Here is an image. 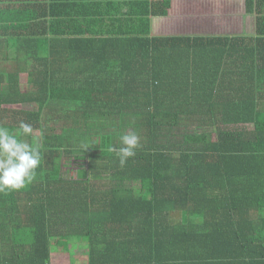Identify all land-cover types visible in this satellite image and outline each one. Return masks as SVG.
<instances>
[{
	"label": "trees",
	"instance_id": "obj_1",
	"mask_svg": "<svg viewBox=\"0 0 264 264\" xmlns=\"http://www.w3.org/2000/svg\"><path fill=\"white\" fill-rule=\"evenodd\" d=\"M22 121L40 165L0 192V264H75L70 239L84 264H264V0H0Z\"/></svg>",
	"mask_w": 264,
	"mask_h": 264
},
{
	"label": "clouds",
	"instance_id": "obj_2",
	"mask_svg": "<svg viewBox=\"0 0 264 264\" xmlns=\"http://www.w3.org/2000/svg\"><path fill=\"white\" fill-rule=\"evenodd\" d=\"M32 133V126L23 121L16 132L0 126V192L19 190L34 181L40 165V148L38 144L30 145L21 138ZM119 139L121 146H112L109 150L115 153L119 165L124 167L128 159L135 156L140 137L132 132L121 135Z\"/></svg>",
	"mask_w": 264,
	"mask_h": 264
},
{
	"label": "rangeland",
	"instance_id": "obj_3",
	"mask_svg": "<svg viewBox=\"0 0 264 264\" xmlns=\"http://www.w3.org/2000/svg\"><path fill=\"white\" fill-rule=\"evenodd\" d=\"M32 110V107H31ZM35 110V107L33 108ZM37 132H34L32 136L36 137ZM35 140V139H34ZM69 246L64 248H59L61 254L69 255V263L73 262L75 264H84L88 260V248L84 243H79L75 239H70Z\"/></svg>",
	"mask_w": 264,
	"mask_h": 264
}]
</instances>
